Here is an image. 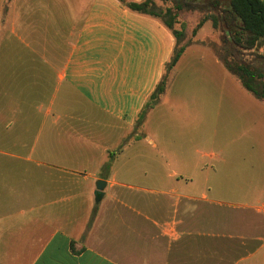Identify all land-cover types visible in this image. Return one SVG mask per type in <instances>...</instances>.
I'll return each mask as SVG.
<instances>
[{"label":"crops","instance_id":"1","mask_svg":"<svg viewBox=\"0 0 264 264\" xmlns=\"http://www.w3.org/2000/svg\"><path fill=\"white\" fill-rule=\"evenodd\" d=\"M47 1L0 5V264L249 262L250 237L224 226L239 208L200 175L205 155L158 131L168 88L151 128L148 118L135 130L175 53L173 30L119 0H56L54 14ZM149 129L152 167L174 169L134 182L149 173L120 157L142 152Z\"/></svg>","mask_w":264,"mask_h":264},{"label":"rangeland","instance_id":"2","mask_svg":"<svg viewBox=\"0 0 264 264\" xmlns=\"http://www.w3.org/2000/svg\"><path fill=\"white\" fill-rule=\"evenodd\" d=\"M7 1L0 0V5ZM55 2L49 1L50 5L47 1L46 6L47 10L52 9L53 14ZM154 2L163 12V18L168 9L176 14L173 29L183 34L177 40L176 50L186 48L178 65L172 70L166 68L164 81L168 90L162 97V104L168 106L172 114L167 120L160 121L167 124V129L161 126L158 131L181 137L187 145L185 148L198 147L206 156L199 161L200 167L207 166L200 175H208L212 194L239 208L231 213L232 221L224 226L234 229L238 236L250 237V249L255 247L257 253L246 264H264V218L254 210L258 207L264 210V100L247 91L226 69L223 60L228 56V49L224 44L226 36L223 29H215L209 21L194 35L198 23L216 9L190 10L185 0ZM240 60L264 75V42L260 49L243 50ZM261 81L264 82V78ZM151 104L152 100L139 116L135 130L148 118L151 128L153 119L147 116ZM140 133L138 146L143 151L133 147L120 159L145 168L149 173L145 176L139 169L140 173L133 174L129 180L151 184L156 173L167 177L174 167L164 162L163 167L155 171L150 158L157 152L147 138L148 135L150 139L152 130ZM82 142L77 140L76 144L83 146ZM196 158L191 155V159Z\"/></svg>","mask_w":264,"mask_h":264},{"label":"trees","instance_id":"3","mask_svg":"<svg viewBox=\"0 0 264 264\" xmlns=\"http://www.w3.org/2000/svg\"><path fill=\"white\" fill-rule=\"evenodd\" d=\"M120 1L133 12L161 19L169 29L173 30L176 41L182 37V32L179 33L173 29L176 24V14L172 10L168 9L163 18V12L158 9L154 0ZM185 3L190 10L209 9L210 7L216 9L215 12L206 14L198 23L193 31L194 35L209 21L215 29H223L226 36L224 44L228 49L226 50L228 56L223 60L226 69L238 78L247 91L259 99H264V82L261 81L264 75L260 71L252 70L244 60H240L243 50L260 49L264 42V0H185ZM178 9H181L180 6ZM185 50L186 48L178 51L175 49L165 71L167 67L172 70L177 65ZM165 90L166 83L163 76L155 92L149 98V101H153L150 108L159 101Z\"/></svg>","mask_w":264,"mask_h":264},{"label":"water","instance_id":"4","mask_svg":"<svg viewBox=\"0 0 264 264\" xmlns=\"http://www.w3.org/2000/svg\"><path fill=\"white\" fill-rule=\"evenodd\" d=\"M105 187H106V183L103 181H98L96 183L95 197L97 202H99L103 197Z\"/></svg>","mask_w":264,"mask_h":264}]
</instances>
